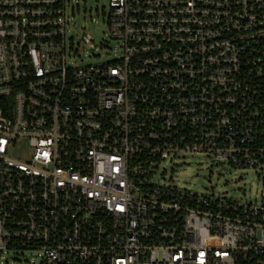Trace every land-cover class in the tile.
<instances>
[{
    "label": "built area",
    "instance_id": "2783aa9c",
    "mask_svg": "<svg viewBox=\"0 0 264 264\" xmlns=\"http://www.w3.org/2000/svg\"><path fill=\"white\" fill-rule=\"evenodd\" d=\"M76 1L0 0V259L264 264V0H109L97 63ZM200 152L255 169L259 197L158 178Z\"/></svg>",
    "mask_w": 264,
    "mask_h": 264
},
{
    "label": "rangeland",
    "instance_id": "374dc122",
    "mask_svg": "<svg viewBox=\"0 0 264 264\" xmlns=\"http://www.w3.org/2000/svg\"><path fill=\"white\" fill-rule=\"evenodd\" d=\"M73 11L68 10L70 29L74 36L75 47L81 54L83 63H97L113 57L118 51L116 41L108 32L109 0H77ZM83 32L94 36V41H80ZM97 46L95 55L90 45ZM166 167L164 174H161ZM165 177V178H162ZM158 178L164 182H175L196 192H215L227 196L244 197L245 201H255L259 197L261 182L255 169L229 167L219 171L212 163L210 156L204 152L186 154L182 157L166 159L158 173ZM3 264H39L40 258L36 250L12 249L0 259Z\"/></svg>",
    "mask_w": 264,
    "mask_h": 264
}]
</instances>
